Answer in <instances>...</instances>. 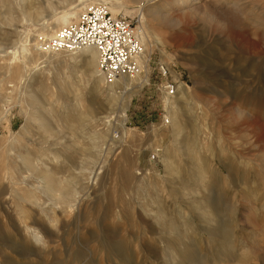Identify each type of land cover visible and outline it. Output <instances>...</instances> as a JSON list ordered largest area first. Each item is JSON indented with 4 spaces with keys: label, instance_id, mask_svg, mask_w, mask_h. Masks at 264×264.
<instances>
[{
    "label": "rangeland",
    "instance_id": "obj_1",
    "mask_svg": "<svg viewBox=\"0 0 264 264\" xmlns=\"http://www.w3.org/2000/svg\"><path fill=\"white\" fill-rule=\"evenodd\" d=\"M109 1L92 0L140 20L152 63L182 74L183 106H163L154 84L111 92L80 54L21 57V40L32 51L78 20L81 0H52L54 12L37 0L30 17L0 0V264H264V0H193L159 22ZM38 171L71 183V208Z\"/></svg>",
    "mask_w": 264,
    "mask_h": 264
},
{
    "label": "built area",
    "instance_id": "obj_2",
    "mask_svg": "<svg viewBox=\"0 0 264 264\" xmlns=\"http://www.w3.org/2000/svg\"><path fill=\"white\" fill-rule=\"evenodd\" d=\"M139 21L113 14L108 4L95 3L79 20L59 28L51 38L39 37L38 47L44 54H71L93 48L98 54V71L106 84H114L124 78H146L149 75V83L143 89L154 84L164 106L165 101L177 100L188 84L183 81L182 74L174 64L160 60L152 63L153 54L148 52L147 44L143 41ZM152 64L155 65L153 73H148ZM152 76L157 82L152 83ZM167 114L164 107L162 127L166 128L171 125ZM114 122L115 116L107 118L106 123L109 125ZM111 139L113 142L121 141L122 135L117 129H112ZM160 152L156 150L152 153L150 162L158 161Z\"/></svg>",
    "mask_w": 264,
    "mask_h": 264
},
{
    "label": "bare ground",
    "instance_id": "obj_3",
    "mask_svg": "<svg viewBox=\"0 0 264 264\" xmlns=\"http://www.w3.org/2000/svg\"><path fill=\"white\" fill-rule=\"evenodd\" d=\"M2 1V0H1ZM36 1L37 0H21V2H22V5H21V9H22V12H23V15L25 16V17H30V15H31V13L32 12H34V10L36 11V9H37V7H36ZM43 2L42 3H44V4H46L47 5V7L49 8V9H51V10H53V12H54V10L55 9H57V7H56V5L52 2V0H42ZM104 1V0H103ZM107 0H105V2H106ZM109 1V0H108ZM113 1V0H112ZM132 2H135L137 5H138V7H140L139 9L141 10V16H140V18H142L143 19V17H145V14H142V12H146L147 14H146V17L148 16V19L150 18V20H152V21H157V22H159L160 20H162V18L165 16L166 17V15H164L165 13H172V10L174 9V8H178L179 10H185V9H187V8H190L191 7V5L193 4L192 2H193V0H173L170 4H163V5H157V6H155V5H153L155 2L154 1H158V0H140V1H137V0H131ZM81 2H82V4H85L86 5V7H83V9H88L91 5H93V2H92V0H81ZM110 2V1H109ZM109 2H107V3H109ZM116 2V3H115ZM154 2V3H153ZM97 3V2H96ZM100 3H102V2H100ZM104 3V2H103ZM107 3H105V4H107ZM114 3L115 4H123L124 3V0H114ZM143 3H147L148 5H149V7H145L144 5H143ZM125 5V4H124ZM147 5V6H148ZM153 5V6H152ZM5 6V5H4ZM12 8V7H11ZM110 8H111V6H110ZM58 10V9H57ZM71 10V11H70ZM69 10V13H71V14H66L65 16H63V19H62V21L64 22V23H66L67 24V22H70L69 20L72 18V16L74 15V12H75V9L73 8V10L72 9H70ZM146 10V11H145ZM111 11H112V8H111ZM56 12V11H55ZM68 12V11H67ZM86 12V11H85ZM85 12H83L80 16H82ZM113 12V11H112ZM76 14V13H75ZM114 14V13H113ZM116 15V14H115ZM35 19V18H34ZM9 20V19H8ZM32 20V19H31ZM73 20V19H72ZM79 20V19H78ZM7 21V20H6ZM10 21V20H9ZM77 21V20H76ZM73 23V22H72ZM71 24V23H70ZM69 25V24H68ZM65 26H67V25H65ZM56 29V27L54 28V30ZM139 29H140V27H139ZM141 30V29H140ZM142 31V30H141ZM42 38L43 37H45V38H48L49 36L48 35H43V36H41ZM31 38V37H30ZM142 38H143V31H142ZM157 38V37H156ZM148 39V38H147ZM146 40V37H145V35H144V38H143V41L144 42H146V44H147V40ZM158 40V39H157ZM22 41V40H21ZM21 41L19 42L20 44H19V46H18V52H21L20 54H21V57L23 58V59H25V60H29V58L31 59L32 57H38V56H43L44 58H46V60L47 59H49V58H53L55 55H57V54H61V53H57V54H44L41 50H40V48L38 47V41H40V40H37V42L34 44V48H33V50L32 51H30L29 49H28V45L26 44V42L25 43H21ZM33 41V40H32ZM28 42V41H27ZM159 43V42H158ZM33 46V45H32ZM150 45H148L147 44V47H149ZM252 48H254V49H256V48H258V44L257 43H254V44H252ZM148 50H149V48H148ZM150 51V50H149ZM151 52V51H150ZM17 54V53H16ZM16 54H12V55H16ZM19 54V55H20ZM68 54V53H67ZM70 54V53H69ZM72 55H68L71 59H73V57L75 58V56H77V54H80V56H82V62L87 66V69H88V72H89V74L91 75V78L93 79V78H95L96 76H98L100 73H99V71H98V54H97V52H96V50L95 49H93V48H86V49H83V50H81L80 52H78V53H71ZM151 54V53H150ZM52 55V56H51ZM164 55V54H163ZM17 56V55H16ZM165 56V55H164ZM20 57V58H21ZM15 59V58H14ZM149 59L150 58H148V61H149ZM16 60V59H15ZM21 59H19V61H20ZM24 60V61H25ZM50 60V59H49ZM21 62V61H20ZM26 62V61H25ZM24 62V63H25ZM44 62V61H43ZM25 65H27V64H25ZM34 67V66H33ZM26 69L28 68L27 66L25 67ZM42 69H43V67H39V66H37V67H34V68H32L31 69V71H30V74H29V76H31V75H36L37 73H41V71H42ZM24 70V69H23ZM22 71V70H21ZM19 72V71H18ZM148 73H149V70H148ZM100 83H102V84H106L105 83V80H104V78L101 76L100 77ZM148 82H149V75H147L146 76V78H143V77H140V78H124V79H120V80H118L116 83H114V84H106L107 85V87L110 89V91L111 92H118L119 94H134L135 92H137V91H140V90H142L144 87H145V85H147L148 84ZM61 88V87H60ZM64 89V88H63ZM137 89V90H136ZM116 92V93H117ZM184 93H185V89H184ZM33 94V93H32ZM115 95V94H114ZM114 95H112V97H111V99H110V109H111V111H112V109H114V107L115 106H117V98L116 97H113ZM108 96V97H109ZM32 100H33V102H35V103H37V104H39V107H38V109H40V108H42V111L41 112H44V111H46V110H44L43 108L45 107V104H44V102L42 103V102H40V98L37 96V94H34L32 97ZM180 100V97L178 98V101L176 102V101H173V102H169V101H165V103H166V107H168V109L169 108H171V110L173 109V108H175V106L177 107V106H180L181 105V101H179ZM181 106H183V105H181ZM129 108V106L128 107H124V109L122 108V110H120V112L122 113V112H125V111H127V109ZM37 109V110H38ZM101 109L102 108H98V110H96V111H100L99 113H101L102 111H101ZM29 110V109H28ZM36 109H31V116L33 117V116H35L36 114H38V111H37ZM38 115H40L39 116V121H40V124L41 125H43L44 124V122H46L45 120H46V115H48V114H46L45 115V113H40V114H38ZM126 116V114L124 113H122V117L123 116ZM174 113H173V111H172V117L174 118ZM49 118V117H48ZM37 120V121H38ZM35 123V122H34ZM39 124V125H40ZM40 125V126H41ZM73 125V124H72ZM71 125V126H72ZM172 125V124H171ZM43 127V126H42ZM76 127V126H75ZM175 127V126H174ZM23 134V133H22ZM127 136V135H126ZM25 137H27V136H25ZM24 138V137H23ZM18 139V138H17ZM24 140V139H23ZM22 140V143L24 142ZM179 141V140H178ZM19 142H21V140L19 139ZM185 149V148H184ZM186 150V149H185ZM185 152V151H184ZM194 153V152H193ZM193 153H192V155H193ZM28 154V153H27ZM193 158V157H192ZM23 160H24V163L26 164H30V166L31 165H33L32 164V159L31 158H29V156L27 157V156H25V157H23L22 158ZM194 159V158H193ZM169 161V160H168ZM170 163V162H169ZM37 166V165H36ZM30 168H32V167H30ZM34 169V168H33ZM39 172V171H38ZM30 173V172H29ZM40 173V175L43 177L42 179H44V181H45V184H52V188H51V190H50V192H51V197H54V198H52V199H58V200H62L63 202L62 203H64V204H67V205H69L68 207H72L71 205V183L70 182H66L65 184H63V182L62 181H57L52 175H50V174H47V173H43V172H39ZM204 175V174H203ZM73 185V184H72ZM76 206V205H75ZM74 207V206H73ZM53 215V214H52ZM54 217V216H53ZM52 223V222H51ZM29 232V231H28ZM37 234V233H36ZM37 237H38V235H36ZM40 237H38V239H39Z\"/></svg>",
    "mask_w": 264,
    "mask_h": 264
}]
</instances>
